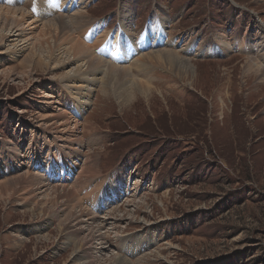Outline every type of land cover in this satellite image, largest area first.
Wrapping results in <instances>:
<instances>
[{
	"label": "rangeland",
	"instance_id": "rangeland-1",
	"mask_svg": "<svg viewBox=\"0 0 264 264\" xmlns=\"http://www.w3.org/2000/svg\"><path fill=\"white\" fill-rule=\"evenodd\" d=\"M0 6L28 14L19 30L0 20V180L28 172L66 185L81 166L93 165L96 174L81 194L96 191L82 205L100 217L120 211L110 214L115 223H103L106 247L94 244L82 261L99 257L91 264H107L116 255L128 264H264V83L242 67L253 59L264 68V0H0ZM78 10L93 31L80 37L82 27L74 37L95 44L93 53L125 66L133 79L106 88L103 70L84 71L83 57L64 52L69 42L47 58L53 50L43 45L38 24ZM123 17L129 32L122 35L143 40L146 32L150 48L134 42L128 48L119 35ZM102 38L103 48L113 42L117 49L97 53ZM158 49L188 59V69L133 66L132 57ZM61 112L77 125L67 131L45 125ZM65 166L69 177L55 181L54 171ZM114 170L123 196L112 194L100 209L95 193L105 183L104 190L116 189L106 179ZM17 189L0 198V264H73L75 241L66 243L58 228L65 214L40 218L32 199L19 204ZM126 243L128 251L121 248Z\"/></svg>",
	"mask_w": 264,
	"mask_h": 264
},
{
	"label": "bare ground",
	"instance_id": "bare-ground-1",
	"mask_svg": "<svg viewBox=\"0 0 264 264\" xmlns=\"http://www.w3.org/2000/svg\"><path fill=\"white\" fill-rule=\"evenodd\" d=\"M27 15L28 14L25 11H23L21 8H9V7L0 6V20L2 21V19H4V20L12 21L13 26L15 28L17 27V30L23 28L22 27L23 20L25 19ZM151 22L150 24H148V28L146 29V31H149L150 29L153 30ZM30 24H32L33 26L39 25L38 27L41 29H40V32L38 33H40L39 34L40 38L43 37V40L41 41L43 42V45L44 43L48 44L50 49L59 47V45L63 42L64 43L69 42V44L71 43L70 45L67 44L68 47L65 48L64 52L70 54L72 56L71 58H74V56L83 57V59L85 60L84 66H86L84 71L95 72V70H103L104 75L101 81L103 82V85L106 86V88L108 87L107 85L109 84L115 85L116 87L119 86V83H122V81L120 80H124V77L126 79L128 78L133 79L132 73H130V71L127 70L128 68L126 69L125 66H120V67L117 66L118 68H116L115 66H113V64L109 63L104 58H101L100 55L97 56V54L93 53L92 49L95 47V44L88 45L85 42L74 37L76 36L74 35L76 30H78L80 33L82 32V30L80 29H82V27H86V24H89V21L86 19V16H85V11L78 10L70 17L64 16V14H59L56 17L50 19L49 21L42 22L38 25H34L36 24L35 21H31ZM119 25L121 28V32L119 33V35L121 36V38L125 39L124 41L127 42L129 49L133 48L132 46L133 44L131 42H134V45L138 44V46L136 47L145 46L146 48L151 43L150 41H148L149 34L146 32L144 34L143 40H140L137 36H136V39L134 40L132 38L133 37L132 35L130 36L122 35V34H125L126 31H127L126 32L127 34L129 32L128 17H123V20L119 23ZM92 31H93L92 28L87 29L86 27L83 33L80 34L81 35L80 37H83L84 36L83 34H87V32H92ZM49 39L53 40L52 46L49 43ZM99 42L104 43L103 38L100 39ZM54 51L55 50H53V52H47L48 59H51L54 56L53 54ZM131 59H132L133 66H135L136 68L140 70H146L148 68L147 66H150V65H162L163 63H165V65L166 64L169 65L171 68H175V66H178L177 68L180 69L181 68L180 66H182L185 70H187L188 69L187 64H190L188 59H182L180 55L176 53H170L167 50H163V49L153 50L151 52L150 51L144 52L140 56L137 55L134 58L132 57ZM257 63L258 62H255V60L253 59H248L247 61H244L243 66H242L243 72L246 74L255 75L256 77L258 76V78L261 79L264 83V68ZM78 72H80V69L78 71H75L73 74H76ZM43 97L44 99L48 100V104L50 105V103L52 102L51 101L52 95L49 93H45L43 94ZM68 105H70L71 107L70 101L67 102V106ZM56 116L57 118H55ZM56 116L54 117L51 114L50 115L51 118L48 116L49 118L47 119L48 120L52 119L53 121L50 124L48 123L45 124V122L44 124L47 127L51 125L53 126L52 129H57V130L59 129L60 126H63L62 131L70 130L71 128L70 126L77 125L76 122L71 124L69 118L67 117L65 113L61 112V113H58ZM34 157L35 156H33V158ZM60 157L63 158L62 155ZM70 169L71 170L74 169V163L70 165ZM93 169H95L93 165H89V166L87 165L83 167L81 166L79 170L75 172L76 175L73 177L72 181L70 183H67L66 185L65 184L64 185L62 184L48 185L46 183H43L42 182L43 180L41 182L38 181L37 177L34 176L33 174L24 172V173L12 176L10 178L0 180V198L4 196H7L9 198L12 195V193L14 194L15 187L18 186V189L20 188L22 191V193L18 195L17 197V198H20L19 204L26 203V202L30 203L33 200L31 210L33 213L38 211V214L41 215L40 218L45 217V220H50L51 218L47 216L48 214H51L52 216L54 215L60 216V215L65 214L64 216H62L64 218L58 222V228L59 230L65 232V239L67 240L66 243H74L75 241V244L70 252V255H72L70 259H73L74 261L73 264H91L97 259H99V257L96 259L90 258V260L88 261H82L81 257L84 255H88V254L93 255L91 253V250L93 249V245L96 243L103 244V246H99L100 248L106 247L104 243L102 242L104 240L103 237L106 235V231H102L103 223L106 220L109 223H112V222L115 223L117 219L113 216H110V214L113 212L120 211L119 210L120 208L117 206V207H114L112 211L109 210V212H107L108 214H106L105 216L100 217L95 214H92L86 209L87 207H91L90 206L91 204L87 207L82 205L83 198L86 199L87 196L90 197L96 191V188L91 186V189L89 192H85L84 194H81L82 189H85L87 188V186H90V183H86L87 182L86 178H90L92 175L96 174V171H93ZM84 183L86 184L85 186L82 185ZM76 187H79V189L77 190L78 195L76 194L74 190V188ZM98 192H99V189L95 193V196H94L97 198V201L95 202V204L99 206L100 209H102L104 208L103 206H105V203H104V199L98 198L97 196ZM26 194H30V197L28 196L27 198ZM84 230H87V232L85 233ZM121 248H125V250L128 251L127 243L122 244ZM119 257H117L116 255H110L105 260L107 261V264H108V261H109V264H128L129 263V260L125 258H119Z\"/></svg>",
	"mask_w": 264,
	"mask_h": 264
}]
</instances>
